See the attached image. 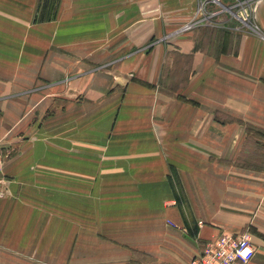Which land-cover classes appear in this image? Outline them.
Here are the masks:
<instances>
[{"label": "crops", "instance_id": "obj_1", "mask_svg": "<svg viewBox=\"0 0 264 264\" xmlns=\"http://www.w3.org/2000/svg\"><path fill=\"white\" fill-rule=\"evenodd\" d=\"M0 0V264H264L261 33L198 0Z\"/></svg>", "mask_w": 264, "mask_h": 264}, {"label": "built area", "instance_id": "obj_2", "mask_svg": "<svg viewBox=\"0 0 264 264\" xmlns=\"http://www.w3.org/2000/svg\"><path fill=\"white\" fill-rule=\"evenodd\" d=\"M214 2L220 3V0H198V17L187 24L184 30H190L202 23L215 25L216 23L213 21V15L215 14L207 10V6ZM236 3L237 6H242L243 9H247L250 5V1L247 2L246 0H236ZM223 7L225 11L226 9L230 10L226 6ZM242 20L246 22V18ZM5 163L6 154L3 152L2 141L0 139V172L3 171ZM245 248H251L253 250L246 261L237 254ZM255 252L256 247L249 231L239 234L223 233L217 239L207 242L200 255L188 264H247L254 257Z\"/></svg>", "mask_w": 264, "mask_h": 264}, {"label": "rangeland", "instance_id": "obj_3", "mask_svg": "<svg viewBox=\"0 0 264 264\" xmlns=\"http://www.w3.org/2000/svg\"><path fill=\"white\" fill-rule=\"evenodd\" d=\"M246 1L247 2L250 1V5L249 7H247V9L245 8L243 9L242 6L240 7L239 5L237 6L236 0H220V3H215V2L210 3L207 6V10L215 14L213 15V21L216 24L218 23L215 18L216 15L219 12L221 13L224 12V14L230 18V23H229L230 25H233L235 22H237V23L242 24L246 29H250L252 31L254 30V31L261 33L254 19H255L256 12L259 11V9L262 7L264 0H246ZM42 2L45 3V0H43ZM58 4H59L58 0H56L57 8H58ZM223 6L228 7L230 10H227V9L226 11L223 10L224 9ZM245 18H246V22L242 20Z\"/></svg>", "mask_w": 264, "mask_h": 264}, {"label": "trees", "instance_id": "obj_4", "mask_svg": "<svg viewBox=\"0 0 264 264\" xmlns=\"http://www.w3.org/2000/svg\"><path fill=\"white\" fill-rule=\"evenodd\" d=\"M40 3V15H39V21H47L52 20L56 17L57 14V6H56V0H45V3ZM59 3V0H58ZM248 133L254 132V134L257 137H264V131L258 128H254L250 125L247 126ZM264 166V162L262 164Z\"/></svg>", "mask_w": 264, "mask_h": 264}, {"label": "clouds", "instance_id": "obj_5", "mask_svg": "<svg viewBox=\"0 0 264 264\" xmlns=\"http://www.w3.org/2000/svg\"><path fill=\"white\" fill-rule=\"evenodd\" d=\"M252 251L253 250L251 248H245L242 252H238L237 254L246 261Z\"/></svg>", "mask_w": 264, "mask_h": 264}]
</instances>
